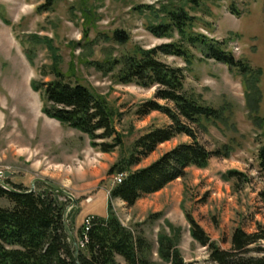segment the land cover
I'll use <instances>...</instances> for the list:
<instances>
[{"label": "rangeland", "instance_id": "1", "mask_svg": "<svg viewBox=\"0 0 264 264\" xmlns=\"http://www.w3.org/2000/svg\"><path fill=\"white\" fill-rule=\"evenodd\" d=\"M180 9L197 19L186 30L187 35H205L237 60L248 63L253 73L244 75L207 59L200 47L186 45V59L159 56L161 61L184 69L187 94L223 113L221 121L206 124V132L197 130V136L209 150L224 151L229 157L213 158L203 169L192 167L184 179L128 207L118 199L109 200L114 187V174L109 172L131 155L140 136L169 125L170 120L159 112L142 119L136 116L138 106L154 99L157 89L120 83L123 65L117 62L136 48L182 43L176 31L169 39H159L149 31L161 24L168 12ZM116 31L128 34L129 41H114ZM30 36L49 39L55 51L44 39L32 44ZM26 49L34 51L33 64L25 55ZM56 58L60 59L57 66L64 80L79 82L107 100L122 136V145L114 152H100L91 147L88 136L43 114L42 94L34 91L32 84L55 80L52 70ZM190 141L181 135L163 143L132 170L145 168ZM262 147L264 0H0V180L9 179L31 189L33 180L39 178L71 192L80 200L79 208L83 207L76 216L79 225L93 214L106 217L110 202L124 226L142 231L154 244L156 263L163 264L157 254L158 233L162 228L170 233L169 222L180 228L177 248L187 264H216L206 248L192 238L186 212L223 250L231 248L236 228L253 233L258 223L264 226L259 198L264 190V171L258 161ZM230 171L244 177L225 178ZM6 172L11 173L7 179ZM34 187L37 192L48 188L43 183ZM58 195L69 207L72 201ZM88 198H92L91 203L86 202ZM72 234L76 238L77 230Z\"/></svg>", "mask_w": 264, "mask_h": 264}, {"label": "trees", "instance_id": "2", "mask_svg": "<svg viewBox=\"0 0 264 264\" xmlns=\"http://www.w3.org/2000/svg\"><path fill=\"white\" fill-rule=\"evenodd\" d=\"M235 14L239 15L237 12ZM196 20L183 9L168 12L166 19L161 24L151 26L149 31L159 39H169L176 31L182 36V43L172 42L149 50L136 48L132 55L117 62L123 65L118 75L120 83L157 89L154 99L138 106L136 116L142 119L159 112L169 118L170 124L148 130L135 141L131 155L111 168L110 175L126 176L121 184L111 189L110 201L118 199L128 207H133L141 198L163 190L178 179H184L188 169H203L213 158L229 157V153L224 151L209 150L197 136V130L206 132V124L221 121L223 113L187 94L184 69L159 59L160 55L186 59L189 54L187 47H200L207 59L236 68L244 75L253 73L248 63L237 60L232 53L214 44L205 35H187L186 30L192 28ZM4 22L9 25L8 21ZM29 38L32 44L44 39L47 47L55 51L49 39L39 36ZM113 39L125 44L129 36L123 31H116ZM25 55L33 64L34 51L26 49ZM55 60L52 70L55 80L32 84L33 90L42 94L43 114L85 134L91 147L100 152H114L122 145V136L114 125V115L107 100L93 94L79 82L64 80L57 66L60 59ZM159 101L167 104L161 105ZM181 135L189 137L191 141L177 145L145 168L132 170L159 145ZM258 161L264 171V147L258 153ZM235 176L244 177L237 171H230L225 178ZM6 184L22 193H13L0 186V264H158L153 259L154 244L142 231L124 226L113 212L110 202L106 217L93 216L86 234L83 226L77 231L76 249L65 227L68 204L59 199L60 195L57 198V193L50 188L29 193L30 189L12 183L9 179ZM259 198L264 208V190L259 193ZM80 212L81 208L72 209L67 215L66 221L72 233ZM186 218L191 226L192 238L206 248L212 262L264 264L262 224L258 223L253 233H247L242 227L236 228L230 239L231 248L223 250L210 239L190 213L186 212ZM167 224L170 233L164 228L158 233V257L163 264H187L177 248L181 239L180 228L173 227L169 222Z\"/></svg>", "mask_w": 264, "mask_h": 264}, {"label": "water", "instance_id": "3", "mask_svg": "<svg viewBox=\"0 0 264 264\" xmlns=\"http://www.w3.org/2000/svg\"><path fill=\"white\" fill-rule=\"evenodd\" d=\"M2 175H3V174L0 173V177H2ZM10 176H11V173H9V172H6V173L4 174V178H5V179L9 178ZM35 183H43V184H45L48 188L54 190V191L57 193V195H56L57 198H58V194H62V195H64L65 197L69 198V199L72 201L71 204H70V206H69V207L66 209V211H65V227H66V229H67V231H68V233H69V235H70V237H71V239H72V241H73V243H74V246L76 247V249H78L77 240H76L75 236L72 234V232L70 231L69 226H68V223H67V221H66V218H67L68 213H69L72 209L76 210V209H79V207H80V206H79L80 204L78 203L76 197L74 196V194H72L71 192H68L67 190L61 188L60 186H58V185H56V184H54V183H52V182H50V181H48V180L39 179V178L33 180L32 187H31L29 193L35 192V187H34V184H35ZM0 186L3 187L4 189L8 190V191L13 192V193H18V194H21V193H22L21 191H18V190H16V189L10 187V186H9L8 184H6V182H4L3 180H0ZM76 257H77V256H76Z\"/></svg>", "mask_w": 264, "mask_h": 264}, {"label": "built area", "instance_id": "4", "mask_svg": "<svg viewBox=\"0 0 264 264\" xmlns=\"http://www.w3.org/2000/svg\"><path fill=\"white\" fill-rule=\"evenodd\" d=\"M125 174H117V175H114L113 177V182H114V185H117V182L118 181H123L124 178H125ZM87 203H91L92 202V198H88L86 200ZM92 218H93V215L92 216H89L85 219L84 223H83V227H84V234H86L90 227H91V224H92ZM85 239H86V236H85ZM83 245V243H82Z\"/></svg>", "mask_w": 264, "mask_h": 264}, {"label": "crops", "instance_id": "5", "mask_svg": "<svg viewBox=\"0 0 264 264\" xmlns=\"http://www.w3.org/2000/svg\"><path fill=\"white\" fill-rule=\"evenodd\" d=\"M149 196V195H148ZM118 201H120V202H122L123 204H125L123 201H121V200H118ZM82 211H83V207H82V204H81V212H80V214L82 213ZM79 214V215H80ZM78 215V216H79ZM94 215V214H93ZM95 216V215H94ZM83 226V220H82V222L80 223V225L77 223V219H76V222H75V227H74V229H75V231L77 230L78 231V229H80L81 227Z\"/></svg>", "mask_w": 264, "mask_h": 264}, {"label": "bare ground", "instance_id": "6", "mask_svg": "<svg viewBox=\"0 0 264 264\" xmlns=\"http://www.w3.org/2000/svg\"><path fill=\"white\" fill-rule=\"evenodd\" d=\"M123 181H118L117 184H121Z\"/></svg>", "mask_w": 264, "mask_h": 264}]
</instances>
